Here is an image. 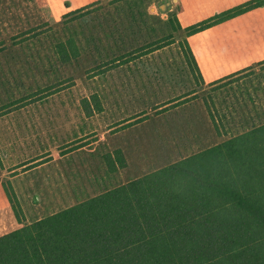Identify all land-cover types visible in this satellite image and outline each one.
<instances>
[{"label": "trees", "instance_id": "trees-1", "mask_svg": "<svg viewBox=\"0 0 264 264\" xmlns=\"http://www.w3.org/2000/svg\"><path fill=\"white\" fill-rule=\"evenodd\" d=\"M57 1L0 0V138L8 119L18 113L12 109L16 104L35 96L47 103L50 90L66 82L59 68L81 58L78 41L65 28L42 16L24 19L20 14L38 13ZM255 1L244 0L241 11L239 6L229 7L225 20L256 8ZM192 4L178 0L167 19L149 13L142 1L136 7L133 31L147 33V47L177 43L182 51L178 55L195 81L196 88L156 104L155 111L197 97L204 84L195 76L192 65L196 71L199 65L187 37L208 29L210 19L200 20L204 28L197 30L201 24ZM9 27L11 32L3 33ZM55 28L61 34L55 36ZM49 49L51 56L45 58L52 68L47 69L39 61ZM135 49L131 46L126 52ZM253 60L258 69L250 63L227 70L201 95L222 141L127 182L97 184L93 194L74 204L1 234L0 264H264V57ZM25 76L29 83H24ZM20 86L24 90L18 97ZM80 109L89 117L100 112L99 97L81 98ZM140 116L112 126L135 125L142 121ZM34 154L20 158L18 167L47 155ZM100 156L105 173L127 166L120 149ZM4 158L0 154V170ZM9 203L19 222L13 200Z\"/></svg>", "mask_w": 264, "mask_h": 264}, {"label": "rangeland", "instance_id": "rangeland-1", "mask_svg": "<svg viewBox=\"0 0 264 264\" xmlns=\"http://www.w3.org/2000/svg\"><path fill=\"white\" fill-rule=\"evenodd\" d=\"M139 1L147 5L149 13L161 19L169 18L178 3V0H58L38 13L26 11L29 16L20 10L24 19L42 16L59 28H65L64 32L76 38L82 50L78 61L59 68L66 82L50 90L47 103H40L35 96L12 108L18 113L8 119L9 127L5 125L6 134L1 136L13 145L7 152L0 150L3 157L14 159L37 155L34 153L39 151L44 153L49 147L42 145L46 146L53 137L57 140L63 137L68 126L70 132L75 128L77 120L69 121L65 112L82 111L80 99L92 94L99 97L103 113L97 114L96 119L95 114L87 116L88 129L84 133L96 131L97 124L105 129L112 121L107 118L123 121L141 115L142 121L126 133L100 132L98 136L96 146L99 148L104 144H108L110 150L124 148L127 166L117 173H105L99 161L104 150L98 154L96 147L95 151L86 149L64 159L55 155L51 162L43 159L42 162L48 163L32 173L17 177L13 171L0 174V235L74 204L93 194L98 189L97 184L127 182L224 139L213 129L201 95L206 85L227 70L250 63L258 69L253 59L264 57V0L255 1L256 8L227 20L224 11L235 5L241 11L244 0H192L190 9L199 23L210 19L208 29L202 30L201 22L197 30L202 31L189 37L182 34L183 38L187 37L199 65V71L192 65L198 83L204 84L198 88L197 97L168 104L160 111H155L154 107L196 88L195 81L178 55L182 51L177 43L158 49L153 44L147 47V33L133 31ZM166 3L167 7L162 10L160 6ZM16 21L13 17L11 22ZM4 25L8 23L5 21ZM2 30L9 33L12 29ZM55 32V36L61 34L56 28ZM131 46L138 49L126 52ZM46 55L51 56V49L39 64L49 69L52 63L47 61ZM23 80L26 84L30 78L25 76ZM23 90L20 86L18 97ZM144 110L148 112L143 114ZM4 167L14 166L4 164ZM9 199L20 214L19 222Z\"/></svg>", "mask_w": 264, "mask_h": 264}, {"label": "crops", "instance_id": "crops-1", "mask_svg": "<svg viewBox=\"0 0 264 264\" xmlns=\"http://www.w3.org/2000/svg\"><path fill=\"white\" fill-rule=\"evenodd\" d=\"M144 111H147V110H144ZM71 112H65V115L67 116L69 121H71V119L77 120L76 125H74L75 128L72 130V132H70L71 127L68 126L69 130L65 135H63V137H61L58 140L55 137H53V139L46 142L47 143L46 146L42 145L43 147H47V148L49 147V149L46 150L44 153H41L39 151V153H40L39 156H41V157H44L45 154L47 153V155L44 158H41L34 163L27 164L25 166H20V167H18V163H20L19 160H20V158H22L21 156L20 157L16 156V157H14V159H11V158L9 159L8 157L6 159L4 158V159H2L3 168H2V170H0V174L13 171L12 173H14L15 177H17L18 175H21L23 173H27V172L32 173V172L36 171L37 168L41 167L42 165H46L48 162L53 161V158L55 157V155H58V158H60V159H64V157L79 153V152L84 151V150L86 151V149H89V150L93 149L95 151V150H97V148L99 149L98 154H100L101 149H103L104 151L110 150V149H108V147H109L108 144H104V146L101 144H97V145H101L100 147H102V148H99L96 146V142H97V139H99L98 136H99L100 132H107L108 134H114V133L117 134V132L119 133V131L120 132L125 131V133H126L127 131H131V128H133L135 125L141 123V122H139V123H137L135 125H131L129 127L117 129V127L113 128L111 126L114 124L115 121H118V120H115L113 118L112 119L107 118L108 120H112L108 124L109 127L107 126V127H105V129H103L101 124H97L98 127H97L96 131H95V129H93V130L89 131L88 134H86L83 132L86 130V128L88 129V126H87L88 125L87 124V118L88 117H87L86 113L83 111H80V110L71 111ZM102 113H103V110H101L98 113H95L94 118L96 119L97 114L102 115ZM146 115H148V114H146ZM110 116L113 117V114ZM16 126H18V125H16ZM13 127H14V124H13ZM4 131H6V129ZM82 133H83V135H82ZM92 133H94V135ZM1 135H3V134H1ZM111 139H113V138H111ZM8 140H10V139H8ZM87 140H89V144H87ZM16 142L17 141L15 139L14 143H16ZM12 145H13V143L4 140L3 137L0 138V150L2 149L5 152H7L9 150L8 147H12ZM115 149H120V148L116 147L113 150H115ZM113 150H110V151H113ZM120 150L124 152V148H121ZM124 155H125V152H124ZM99 157L101 158V156H99ZM46 158L48 159L47 160L48 162L47 161L42 162V160L43 159L45 160ZM125 160H126V158H125ZM99 161H101V160H99ZM4 164L5 165L12 164L14 167L8 169L7 167H4ZM16 170H19L18 174H16Z\"/></svg>", "mask_w": 264, "mask_h": 264}, {"label": "water", "instance_id": "water-1", "mask_svg": "<svg viewBox=\"0 0 264 264\" xmlns=\"http://www.w3.org/2000/svg\"><path fill=\"white\" fill-rule=\"evenodd\" d=\"M164 6H166L167 7V3L166 4H164V5H161L160 6V8L162 9V8H164ZM163 10V9H162Z\"/></svg>", "mask_w": 264, "mask_h": 264}]
</instances>
